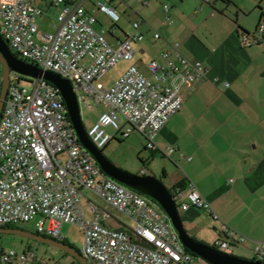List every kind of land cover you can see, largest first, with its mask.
<instances>
[{"label": "built area", "instance_id": "built-area-1", "mask_svg": "<svg viewBox=\"0 0 264 264\" xmlns=\"http://www.w3.org/2000/svg\"><path fill=\"white\" fill-rule=\"evenodd\" d=\"M84 1L0 0L2 36L18 58L70 80L80 102L102 106L101 115L87 131L99 149L132 132L140 133L147 148L154 149L156 136L180 110L185 94L207 78L208 67L185 56L176 43L163 50L159 59L146 63L148 74L132 65L113 86L106 87L100 82L104 74L121 60L137 55L135 44L144 39L142 21H136L133 30L115 45L96 29V13H105L115 23L119 13L103 1L88 9ZM44 5L59 8L51 31L40 29L38 23ZM164 8L169 11L168 5ZM154 36L161 35L156 31ZM241 41L245 47L264 44V23L255 33L243 34ZM1 68L0 64V88ZM29 78L31 90L22 86L20 76L14 84L10 80L0 119V226L33 223L36 233L62 241L64 223L80 226L84 234L81 252L88 264H196L195 254L182 243L165 211L108 176L82 145L60 90L43 78ZM109 127L113 133L107 131ZM172 151L167 148L165 153ZM85 189L122 211L134 224L115 225L114 219L122 221ZM188 189L189 204L182 203L183 208L192 205L221 221L194 182ZM174 195L177 200L182 191ZM220 230L225 236L215 242L220 250L248 240L223 221ZM253 252L255 260L264 262V240L255 242ZM0 264L50 263L39 261L32 248L18 252L0 247Z\"/></svg>", "mask_w": 264, "mask_h": 264}, {"label": "crops", "instance_id": "crops-1", "mask_svg": "<svg viewBox=\"0 0 264 264\" xmlns=\"http://www.w3.org/2000/svg\"><path fill=\"white\" fill-rule=\"evenodd\" d=\"M94 1L85 0V7L92 9ZM140 2V31L144 34L140 42L153 44L159 40L158 55L173 43H179L185 56L203 61L208 70L207 78L193 85L185 94L180 110L158 133L154 149L147 148L146 140L138 132H132L127 138L135 134V138L145 142L144 149L150 150L141 157L145 167L159 154L164 158L163 174L152 175L159 177L173 194V187L184 182L182 203L189 204L190 182H194L201 195L211 203L221 221L192 205L187 209L182 207L186 210L187 222H192L197 229L192 234L195 239L209 243L201 227L206 225L208 218L210 226L211 220L219 225L220 236L223 235L222 221L246 231L239 222L234 223L231 211L239 205L253 213L264 211V200L257 204L255 195L264 189V183L254 191L246 183V178L264 160V44L245 47L241 37L245 31L255 33L264 12V0ZM165 4L169 5L168 12ZM156 31L161 35L158 39L154 36ZM124 38L125 34L111 43L117 45ZM146 47L142 45L139 52L146 53ZM144 66L148 74L146 64ZM225 81L229 86L224 85ZM96 106L103 111L101 105ZM167 148L173 151L166 154ZM197 218L200 222L206 220L205 224L201 225ZM248 241L251 240L245 243ZM238 245L241 244L233 248ZM233 248L223 251L234 254Z\"/></svg>", "mask_w": 264, "mask_h": 264}, {"label": "rangeland", "instance_id": "rangeland-1", "mask_svg": "<svg viewBox=\"0 0 264 264\" xmlns=\"http://www.w3.org/2000/svg\"><path fill=\"white\" fill-rule=\"evenodd\" d=\"M97 1H103L108 4V6L113 7L120 15V20L115 23L112 19L102 13L100 11L97 12L96 16L98 22L96 23L95 27L98 31L104 33L106 39L110 42H113L116 37L120 36L123 37L126 31L133 30V24L136 21H139V9L142 7V3L140 0H96L94 3L96 4ZM40 3V1H38ZM168 5V4H167ZM169 6V5H168ZM44 7L43 15L38 16V23L40 29L47 31L52 30L54 24L56 23L57 14L59 12V8L50 6ZM165 9V8H164ZM116 25V30L113 31V27ZM116 32V33H115ZM116 34V35H115ZM159 40L155 41L153 44H147L146 41L139 42L135 44L136 49L138 50L137 55L132 60H121L118 62L116 66L110 69L104 76L100 79L106 87L113 86L128 70L129 67L132 65H136L142 70L145 71L144 64L148 63L153 59H159L160 55L157 54L158 42ZM176 44V43H173ZM144 45L147 46L146 53H141L140 47ZM184 54V53H183ZM185 55V54H184ZM2 70V68H1ZM146 73V71H145ZM147 74V73H146ZM20 76L22 78V86L27 88L28 90L32 89V79L19 74L12 72L10 75L11 84H14L17 81V77ZM93 104L92 102H90ZM81 107V114L83 122L89 131L94 123L98 120L99 116L101 115V110L93 104L92 106L88 107V105L84 102H80ZM107 131L113 133L112 128H107ZM135 134L131 138H122V137H115L112 139L105 148L102 149L104 155L113 162L119 168L128 171L135 175H152L156 173L158 176L163 174V164L164 158L159 154V156L155 157L156 160H152L149 166L145 167L144 163L141 160V157L145 154H148L150 150L144 149L145 142L143 140H139V138ZM143 152V153H142ZM171 164V160H168ZM149 168V169H148ZM84 192L89 195L93 200L97 201L99 204L104 206L108 209L114 216L122 221V223L118 222L114 219V224L119 225L122 227L132 226L134 223L132 220L125 215L122 211L118 210L117 208L113 207L105 200L100 198L97 194L92 193L90 190L85 189ZM257 197V204H261L260 201L264 200V189H261L256 194ZM86 198H83V203L85 202ZM177 204L179 206V211L181 216L184 219V225L189 232V234H194L196 232V227H193L192 222L188 223L187 218L184 215V210L182 208V202L184 198L179 197L177 200ZM157 208L160 207L154 203ZM231 215L233 218L234 223H240L241 227L244 228L246 231L240 230L238 227L234 226L233 224L227 223L231 228L237 230L241 234L245 235L249 240L245 244H241L233 248L234 255L241 256L244 258L253 259L254 252L253 248L255 246V242L259 240H264V211L261 213H253L249 211V209L245 208L242 205H239L233 212L231 211ZM209 219V218H208ZM207 219L206 225L204 222H200L201 220L197 218V222H200L204 227V231L207 234V242L211 245L222 238L217 228L219 225L216 221L211 220V226L208 224L209 220ZM196 222H193L195 224ZM111 224V223H110ZM213 225V226H212ZM18 227H21L25 230H29L31 232H36V227L33 223L30 224H22ZM216 228V229H215ZM62 236L65 238V242L69 243L70 245L74 246L79 251H82L83 244H84V234L80 226L71 224V223H64L61 228ZM249 232H252L253 235H250ZM201 233V231L197 232ZM225 238V236H223ZM254 240V241H253ZM207 243V244H209ZM0 247L4 250L15 249L18 252H22L27 248H32L39 261H47L50 264L56 263H63V262H74L73 258L69 255H66L65 252L62 250L49 246L45 243L37 242L35 240H31L25 238L23 236L14 234V233H7L2 232L0 233ZM198 264L199 262H205L199 256H196ZM175 264V263H174Z\"/></svg>", "mask_w": 264, "mask_h": 264}, {"label": "water", "instance_id": "water-1", "mask_svg": "<svg viewBox=\"0 0 264 264\" xmlns=\"http://www.w3.org/2000/svg\"><path fill=\"white\" fill-rule=\"evenodd\" d=\"M0 64L2 66V83L0 88V119L3 107L8 96L10 85V75L12 72L19 73L33 78H43L62 93L73 127L82 145L95 157L98 165L111 178L121 182L122 184L136 190L137 192L147 196L156 203L170 217L173 226L179 233L182 243L194 254L208 262L209 264H264V262L255 259L244 258L223 251L195 239L189 234L185 228L182 216L179 211L175 195L164 184V182L155 175H135L125 171L113 162H111L91 140L88 135L87 128L83 122L80 101L74 84L60 75L41 70L39 67L25 62L18 58L10 49L7 42L2 36L0 28ZM14 233L28 239H32L41 243L53 245L61 249L75 259L80 264H88L86 257L81 251L74 246L62 240L43 237L41 234L25 230L21 227L0 226V233Z\"/></svg>", "mask_w": 264, "mask_h": 264}, {"label": "trees", "instance_id": "trees-1", "mask_svg": "<svg viewBox=\"0 0 264 264\" xmlns=\"http://www.w3.org/2000/svg\"><path fill=\"white\" fill-rule=\"evenodd\" d=\"M165 5H167V4H165ZM260 23H264V12L261 14V21H260ZM260 23H259V25H260ZM116 25L117 24H115V26L113 27L114 29H116L115 28ZM257 29H258V27H257ZM124 34L126 35V32ZM243 34H253V33H248V32L245 31V32H243ZM142 162H143V160H142ZM246 183H247L248 187L251 190H253V191L256 190V189H258L264 183V160L260 163V165L258 166V169L254 173H252L251 175H249L246 178ZM185 187H186L185 186V183L184 182H181V183H178L177 185H175L172 190H174V192H177V190H183ZM141 195H143V194H141ZM143 196H145V195H143ZM145 197L148 198L147 196H145ZM149 200H151V199H149ZM7 227H18V226H13V225L10 226V225H8ZM213 246L216 247L215 244ZM66 255H69V254L66 253ZM69 256H71V255H69ZM71 257L73 258V260H75L74 261V264H80V262L77 259H75L73 256H71Z\"/></svg>", "mask_w": 264, "mask_h": 264}, {"label": "flooded vegetation", "instance_id": "flooded-vegetation-1", "mask_svg": "<svg viewBox=\"0 0 264 264\" xmlns=\"http://www.w3.org/2000/svg\"><path fill=\"white\" fill-rule=\"evenodd\" d=\"M43 237H48V236H45V235H42ZM48 238H52V237H48ZM53 239H56V238H53ZM32 240V239H31ZM56 240H58V239H56ZM38 242V241H37ZM46 244V243H45ZM47 245H49V246H52V247H54L53 245H50V244H47ZM56 248V247H55ZM61 250V249H60ZM63 251V250H62ZM63 252H65V251H63ZM67 252H65V254H66ZM68 254V253H67ZM70 255V254H69Z\"/></svg>", "mask_w": 264, "mask_h": 264}]
</instances>
